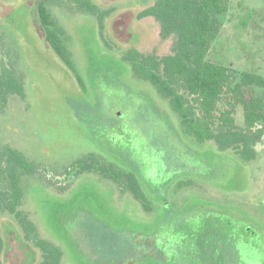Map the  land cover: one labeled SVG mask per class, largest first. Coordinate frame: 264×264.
I'll return each instance as SVG.
<instances>
[{"label":"rangeland","instance_id":"rangeland-1","mask_svg":"<svg viewBox=\"0 0 264 264\" xmlns=\"http://www.w3.org/2000/svg\"><path fill=\"white\" fill-rule=\"evenodd\" d=\"M36 1L0 0V61L24 87L0 108V148L40 166L22 179L21 210L61 248V264H264V135L251 162L214 141H182L169 101L124 58L132 49L172 54L160 24L138 19L157 0H91L108 12L102 29L95 16L51 7L81 82L34 24ZM221 19L207 59L264 78V0H229ZM232 101L225 92L226 109ZM243 119L237 106L239 126ZM90 154L136 173L150 212L101 173L73 166ZM1 222L4 264L39 262L13 217Z\"/></svg>","mask_w":264,"mask_h":264},{"label":"trees","instance_id":"trees-1","mask_svg":"<svg viewBox=\"0 0 264 264\" xmlns=\"http://www.w3.org/2000/svg\"><path fill=\"white\" fill-rule=\"evenodd\" d=\"M52 6L95 16L101 29L108 12L102 11L91 0H37L35 3L34 24L42 31L46 44L81 82L69 48L68 33L52 13ZM228 7L229 0H157L140 12L138 19L152 17L160 24L162 38L174 39L172 54L160 57L132 49L124 58L138 79L150 83L169 101L171 109L180 118L182 137L178 136L182 141H187L188 137L195 138L199 144L214 141L220 151L232 150L244 162H251L257 158L255 147L264 135L263 129H256L264 124V78L253 73L237 74L231 68L207 59L213 41L221 32V18L228 12ZM225 92L234 100L227 103V109L222 102ZM11 95H24L23 82L16 72L0 61L1 109ZM237 106L243 109L244 126L237 123ZM73 166L81 172L101 173L122 192H130L143 204L145 211L150 212V201L142 182L128 168L114 162L106 163L95 154L78 160ZM39 170L40 166L23 152L10 146L0 148V264H4L7 246L1 222L5 215L13 217L21 227L23 234L18 235L22 243L29 249L32 244L41 253V260L32 264H61V248L43 239L28 214L21 210L24 197L22 179L36 175ZM199 251L193 249V254L198 257ZM205 259L212 260L211 256ZM220 262L228 264L225 257ZM220 262L214 260V264Z\"/></svg>","mask_w":264,"mask_h":264},{"label":"flooded vegetation","instance_id":"flooded-vegetation-1","mask_svg":"<svg viewBox=\"0 0 264 264\" xmlns=\"http://www.w3.org/2000/svg\"><path fill=\"white\" fill-rule=\"evenodd\" d=\"M219 264H223V263H219Z\"/></svg>","mask_w":264,"mask_h":264}]
</instances>
